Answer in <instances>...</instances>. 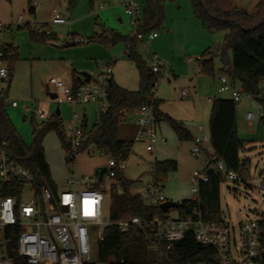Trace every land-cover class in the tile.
I'll use <instances>...</instances> for the list:
<instances>
[{"label":"rangeland","instance_id":"1","mask_svg":"<svg viewBox=\"0 0 264 264\" xmlns=\"http://www.w3.org/2000/svg\"><path fill=\"white\" fill-rule=\"evenodd\" d=\"M230 1L236 9L254 16L261 0ZM123 2L124 0H0V23L7 28L1 35V42L12 45L18 53V60L11 68L9 78L1 87L6 100L16 101L19 107L5 106L4 111L15 136L26 148H33L36 135L54 120L53 114L57 108L60 112L58 119L64 131L70 128L69 123L74 113L77 120L85 115V128L87 132H91L102 112L98 103L78 105L74 108L67 104L57 105L49 97L56 91L48 84L50 79L59 78L68 85L73 72H85L92 76L98 74L102 66L113 63V81L127 90L138 89L134 64L124 54L126 39L133 29L130 18L124 13ZM29 8L36 10V16L29 12ZM53 9L64 16L69 25L52 26L50 31L55 39L48 37L44 42L31 40L30 32L48 24V14ZM19 18L22 19L21 22ZM155 32L158 38L148 47L140 42L134 44L135 53L148 67L153 68L149 59L152 55L162 61L169 71V78L160 77L151 94L155 99L163 101L159 107L164 113L182 121L191 133L201 125L208 131L213 98L230 99L228 93L216 92L218 79L226 74L218 57L225 32H209L203 29L193 16L190 0L166 3L162 21ZM112 33L125 40L115 43L96 40V37L100 36L110 38ZM72 36L82 38L84 43L71 46L69 37ZM208 51L215 55L212 61L213 76L202 73L197 62ZM238 86L236 84V87ZM258 89L264 95V79L259 82ZM182 91L187 95L186 99H182ZM24 104L31 110L46 105L48 118L39 119L31 114H24L21 109ZM255 108L253 97L247 99L244 96L241 104L236 105V134L238 139L244 142V149L239 153V158L248 160L244 174L245 183L225 180L219 187L222 220L235 228L246 221L264 220V200L260 199L256 189L264 180V126L261 123L249 125L243 120L244 113L253 112ZM124 123L129 124L128 121L121 120L118 134L122 139H127L132 133H123ZM76 125L79 126L78 123ZM158 131V139L161 141L151 153L146 151L145 143L134 142L133 135L130 137L131 151L126 161L119 164L123 178L132 183L128 192L131 196L144 199L141 191L154 180L155 163L173 160L177 163V171L168 174L163 182L166 199L177 204L192 200L189 177L195 170H204L209 161L207 154L200 155L199 160L194 158L190 154L193 143L179 142L164 122L159 123ZM41 146L51 179L60 186L69 176L78 179L93 177L95 169L104 167L108 160V155L90 148L80 152L74 162L68 164L67 153L55 131H50L43 138ZM207 152L210 155L212 153L210 149ZM101 185L105 195L104 217L107 218L115 197L122 193V189L120 183L115 181ZM27 199V196L22 197V201ZM173 214L170 213L171 216ZM98 245V240L93 239V261L97 260Z\"/></svg>","mask_w":264,"mask_h":264},{"label":"built area","instance_id":"2","mask_svg":"<svg viewBox=\"0 0 264 264\" xmlns=\"http://www.w3.org/2000/svg\"><path fill=\"white\" fill-rule=\"evenodd\" d=\"M124 13L130 18L133 29L126 39L124 54L129 53L137 42L148 47L158 35L155 31L138 32L137 26L141 18L140 3L137 0H128L124 5ZM18 20L22 21L21 18ZM60 25H69V22L53 9L50 22L45 27L36 28L34 32L50 36L52 33L49 28ZM6 30L7 28L0 23V103L5 100L2 97L1 86L9 78L5 47L1 44V35ZM69 43L80 45L84 40L72 36L69 37ZM149 59L158 79L160 77L168 79L169 71L165 64L152 55ZM112 64L102 66L99 73L90 76L89 80L82 78V82L75 87L72 84L65 85L59 78L50 79L48 84L56 90L54 98L56 104H67L74 108L78 105L98 103L102 111H105L108 83L112 78ZM216 92L228 93L235 105H240L244 96L251 99L240 85L236 87L224 76L218 79ZM181 97L187 98L184 91ZM9 106L18 108L19 104L10 101ZM45 106L31 110L24 104L21 109L24 114L46 119L49 113ZM119 117L134 127V142L145 143L147 152L151 153L155 145L161 141L158 139V123L153 105H143L133 111L122 110ZM263 118L264 104L259 102H256L255 111H246L243 115V120L249 125L258 124ZM69 125L67 131L62 127L60 133L66 144L67 163L71 165L80 153L84 141L83 118L77 120L73 113ZM192 143L190 154L198 160L200 155L208 153V149L211 150L208 131L204 125L196 128ZM210 156L211 168L222 173L226 180L245 183L246 169L243 173L229 170L222 161L216 160L212 153ZM104 167L105 172L101 181H98L96 176L82 179L69 176L63 186H58L51 179L56 186L54 190L44 180L38 185L35 174L14 161L7 150V143L0 140V264H108L93 261L91 249L93 239H97L98 244L102 242L104 229L108 225L115 226L121 234L128 233L132 227L150 226L154 239L150 250L158 256L160 264H163L164 251L183 241L187 232L193 234L198 244L214 251L216 264H264V220L246 221L235 228L224 220L218 223L203 221L197 212L183 219L163 213L162 217L155 216L148 223L129 215L116 217L113 221L109 219L110 217L105 218L103 211L105 195L95 186L113 183L117 172L120 171V165L108 155ZM207 169L205 167L204 170H195L189 177L192 201H198L199 187L208 181ZM256 189L260 199L264 200V180ZM6 192L11 194L6 195ZM141 193L144 197L142 201L149 206L160 207L168 201L163 182L156 179L143 187ZM23 196H27L28 199L22 201Z\"/></svg>","mask_w":264,"mask_h":264},{"label":"trees","instance_id":"3","mask_svg":"<svg viewBox=\"0 0 264 264\" xmlns=\"http://www.w3.org/2000/svg\"><path fill=\"white\" fill-rule=\"evenodd\" d=\"M137 1L141 6V18L137 30L140 33H146L155 31L160 25L164 5L178 0ZM190 6L194 18L203 29L209 32H225L224 42L218 54L225 68L224 77L230 83L240 85L245 93L253 97L256 102L264 104V95L258 89L259 82L264 79V0L257 5V13L254 16L236 9L230 0H190ZM29 12L34 14L33 8H29ZM30 33L31 40L36 42H44L48 37L55 39L52 35L46 36L33 31ZM96 40L115 43L125 39L112 33L110 38L100 36L96 37ZM4 53L10 72L18 60V53L12 45L5 46ZM228 53L230 58H228ZM214 56L208 51L197 60L202 73L213 76ZM126 57L134 64L138 76V89L128 91L118 86L111 78L108 83L106 110L98 115L91 132H87L86 126H82L84 141L80 152L93 147L112 157L117 165L126 161L132 147V141L121 140L118 137V128L121 123L119 112L122 110L133 111L143 105H153L158 124L164 122L179 142H192L193 140L182 122L159 111L162 101L155 99L151 94L158 82V75L135 53L134 46ZM81 82L82 80L77 78L72 80L71 84L75 87ZM58 116L55 114L54 120L38 132L33 148L28 149L15 136L12 125L6 117L3 103H0V140L7 143L11 158L34 173L38 185L44 180L54 190L56 186L51 182L41 142L50 131H55L66 149L65 140L60 133L62 126ZM260 123L264 126V118ZM208 135L213 157L222 161L227 169L243 173L248 160L239 158V153L244 149V142L239 140L236 134V105L231 99L213 98L209 114ZM206 154L209 160L205 166L208 168V181L200 185L198 201H183L175 209L169 210L167 214L173 212L179 219H183L197 212L203 221L221 222L219 187L226 179L222 173L210 167L212 157ZM176 170L177 164L173 160L156 162L153 169L154 179L164 182L165 177ZM115 182L120 183L122 193L115 197L110 207L109 217L113 213H116L118 218L129 215L138 217L143 223L151 222L155 216L162 217L163 212L159 207L146 205L140 196L129 194L128 190L132 183L123 178L121 171L117 172ZM95 188L103 192L100 186L97 185ZM7 194L11 193L6 192ZM153 244L151 227L148 225L132 227L126 234H121L115 226L108 225L104 229L103 240L98 245L96 258L108 264H160L158 256L150 250ZM162 263L216 264V261L214 251L198 244L193 234L187 232L183 241L164 251Z\"/></svg>","mask_w":264,"mask_h":264},{"label":"crops","instance_id":"4","mask_svg":"<svg viewBox=\"0 0 264 264\" xmlns=\"http://www.w3.org/2000/svg\"><path fill=\"white\" fill-rule=\"evenodd\" d=\"M128 0H124V2L122 3V5L124 6L125 5V3L127 2ZM34 10V16H36V14H37V12H36V10L35 9H33ZM48 16H50V19H51V11L49 12V14H48ZM47 24H43L42 25V27H45ZM51 28H52V26L49 28L50 30H51ZM158 38V37H157ZM156 38V39H157ZM1 44L5 47V46H7L6 44H4V43H2L1 42ZM9 45V44H8ZM71 46H73L72 44H71ZM75 46V45H74ZM85 73V72H84ZM222 77V76H221ZM77 78H80V79H82V77L80 76V73H77V72H73L72 74H71V78H70V83L69 84H71L72 83V80H74V79H77ZM113 79V78H112ZM116 83V82H115ZM68 84V85H69ZM117 84V83H116ZM118 85V84H117ZM119 86V85H118ZM121 87V86H120ZM121 88H123V87H121ZM124 89H126V88H124ZM127 90V89H126ZM128 91H134V90H128ZM136 91V90H135ZM2 97L5 99L2 103H3V108L5 107V106H9V102L6 100V98L3 96V94H2ZM153 97H154V95H153ZM162 101V100H161ZM162 103H163V101H162ZM161 103V104H162ZM159 111L160 112H162V113H164L161 109H160V107H159ZM164 114H167V113H164ZM59 115H60V112H59ZM168 115V114H167ZM169 116V115H168ZM171 117V116H170ZM82 118H83V125L84 126H86V124H84V121H85V123H86V117H85V115H82ZM172 118V117H171ZM172 119H174V118H172ZM175 120V119H174ZM180 122H182V121H180ZM158 127H159V124H158ZM122 128H123V133L124 134H130V133H132V134H130V137L133 135V137H134V135H135V129H134V127L129 123V124H122ZM186 129V128H185ZM190 134H191V136L192 137H194L195 136V134H196V128H195V132H190L188 129H186ZM159 132V131H158ZM118 137H119V139H121V140H128V141H132L131 139L132 138H127V139H122L120 136H119V134H118ZM134 139V138H133ZM91 148H93V147H91ZM177 164V163H176ZM177 171V170H176ZM65 183V182H64ZM64 183L61 185V186H63L64 185ZM58 186H60V185H58ZM172 216H175V214H173Z\"/></svg>","mask_w":264,"mask_h":264},{"label":"water","instance_id":"5","mask_svg":"<svg viewBox=\"0 0 264 264\" xmlns=\"http://www.w3.org/2000/svg\"><path fill=\"white\" fill-rule=\"evenodd\" d=\"M72 45L74 46V44H72ZM80 76H81L83 79H85V80H89V79H90V75L87 74V73H84V72L80 73ZM49 97H50L51 100H54V98H55V94H50ZM55 114H56V115H59V110H58V108L56 109ZM84 124H86L85 121H84ZM104 172H105V167H99V168H96V169H95V171H94V176L97 177V180H98V181H101ZM177 206H178L177 203H174V202H171V201H167V202L163 203L162 205H160L159 208H160V210H161L163 213H167L169 210H171V209H175ZM116 217H117L116 213H113V214L110 216L109 219H110L111 221H113V220L116 219Z\"/></svg>","mask_w":264,"mask_h":264}]
</instances>
